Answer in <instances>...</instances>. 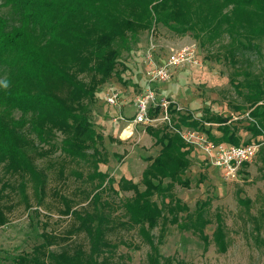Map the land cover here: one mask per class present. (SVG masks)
I'll use <instances>...</instances> for the list:
<instances>
[{"label": "rangeland", "instance_id": "1", "mask_svg": "<svg viewBox=\"0 0 264 264\" xmlns=\"http://www.w3.org/2000/svg\"><path fill=\"white\" fill-rule=\"evenodd\" d=\"M1 3L0 0V15L8 19L10 26L17 25V17ZM206 37V33L182 35L158 24L130 36L128 43H116L119 55L114 71L98 86L94 101L84 100L89 106V119L94 129L104 137L97 146L99 155L95 158L92 149L86 159L65 156L61 151L63 137L60 134L51 147L39 144L36 136L28 133L38 147L31 155L45 176L46 186L44 192H39L29 179L8 173L4 164H0V189L5 188L0 206L8 218V223L0 228V264H15L19 255L31 253L44 242L41 236L44 232L56 238L51 247L56 253L73 252L79 247L89 251V239L84 231L78 230L81 222L72 213L96 212L99 208L110 219L107 242L116 246L108 249L105 257L113 264H147L151 246L143 238L142 228L125 216L124 205L134 192L121 189L120 182L125 179L143 191V172L150 164L149 159L155 158L161 150L146 132L150 126L132 124L137 99L149 87L155 89L158 98L172 101L181 108L180 113H190L198 121L212 116L228 119L227 124L235 128L240 145L259 143L260 150L264 147V139L252 137L248 130L251 119L246 100L249 80L255 76L264 77V41L239 48L237 43H231L227 34L212 42ZM192 44L198 46L199 65H183L172 70L168 82L151 83L150 73L155 66L167 63L172 50ZM152 45L155 48L147 58ZM8 74V67L0 65V84ZM248 75L252 77L247 78ZM79 77L89 80L86 73ZM233 83L244 86L236 88ZM108 86V93L117 91L120 94L118 107L107 103L108 95L99 99ZM152 110L155 113L157 109ZM14 116L19 118L21 113L15 112ZM120 116L127 122H116ZM152 117L162 118L160 110ZM171 117V124L159 121L158 128L189 136L192 141L189 144L191 166L183 176L189 186L176 184L172 190L189 211L170 213L161 197L154 198L159 208H163V215L156 228L145 229L158 246L162 261L264 264V179L260 151L236 177L229 176L213 163L215 153L210 154L201 139L210 141L207 136L201 131L178 128L173 120L176 115L171 114ZM128 125H132L131 129L123 135ZM204 127L214 137L222 136L217 124L204 123ZM130 132L133 135L126 138ZM95 159L99 162V172L107 176L103 182L100 177L90 180L95 172ZM22 182L27 185L25 193L20 191ZM168 183L165 181V185ZM96 194L99 207L93 200ZM204 202L208 203L199 212L202 216L197 221V206ZM187 214L190 216L185 220ZM219 224L223 229L220 238L215 233Z\"/></svg>", "mask_w": 264, "mask_h": 264}, {"label": "trees", "instance_id": "2", "mask_svg": "<svg viewBox=\"0 0 264 264\" xmlns=\"http://www.w3.org/2000/svg\"><path fill=\"white\" fill-rule=\"evenodd\" d=\"M1 1L17 17V25L10 26L8 19L0 15V65L9 69L7 78L0 84V164H4L8 173L29 179L39 192H44L46 179L31 155L38 147L28 133L34 134L39 144L51 147L60 134L61 151L72 159H86L91 149L94 158L99 155L97 146L104 137L94 129L84 100L94 101L98 86L114 71L119 55L116 43H128L130 36L158 24L182 35L206 33L211 42L227 34L239 48L264 41V0ZM84 73L89 80L79 77ZM246 86L251 119L248 130L252 137L264 139V77L255 76ZM173 106L170 112L176 115L173 120L178 128L201 131L215 145L222 142L240 145L235 128L227 124L228 119L212 116L198 121L190 113L177 112ZM15 112H20L21 117L16 118ZM158 113L159 109L155 113L152 110V116ZM204 123L217 124L221 138L214 137ZM146 132L161 150L149 159L150 164L143 172V191L125 179L120 182L121 189L134 192L124 205L125 216L142 228L143 238L151 246L147 264H173L172 259L162 261L158 246L145 228H156L163 215L155 197L163 199L170 213H188L187 205L172 190L176 184L189 186L183 176L191 166V147L180 134L166 128L150 126ZM260 159L264 179V147ZM247 166L244 164L243 168ZM99 177L102 182L107 179L99 172V162L95 159V172L90 180ZM167 180L169 183L165 185ZM200 181L204 180L200 178ZM26 187L22 182L20 191L25 193ZM4 191L5 188L0 189V203ZM93 200L99 207L98 194ZM206 203L197 206V214ZM72 214L81 222L78 230L84 231L89 239V251L79 247L73 252L56 253L51 250L56 238L44 232L41 235L44 242L31 253L19 255L15 264H113L105 257L108 249L116 248L106 239L111 228L109 217L101 208L96 212ZM201 216L199 213L197 221ZM7 223L0 206V228ZM220 226L215 231L218 238L223 234Z\"/></svg>", "mask_w": 264, "mask_h": 264}, {"label": "built area", "instance_id": "3", "mask_svg": "<svg viewBox=\"0 0 264 264\" xmlns=\"http://www.w3.org/2000/svg\"><path fill=\"white\" fill-rule=\"evenodd\" d=\"M155 45H152L151 49L147 54H152ZM149 60V59H147ZM201 60H199L198 46L197 44L183 46L178 49L171 51L168 57L167 63L161 66H155L151 75V83L157 82H168L172 77V70L178 67H181L186 64H195L199 65ZM107 103L110 106L118 107L120 105V94L117 91H110L106 99ZM174 105L172 101H169L165 98H158L155 89L149 87L144 93L137 99L136 112L133 119V125L144 124L148 126H155L159 121L166 122L171 124V112L170 107ZM177 112H181V108L176 107ZM152 109H159L162 115V118L157 119L152 117ZM115 121L127 122L124 117H118ZM132 126V125H131ZM131 126L128 125L123 131V135L127 133V130L131 129ZM179 133V132H178ZM181 134V133H179ZM192 137L195 136L194 133ZM133 135V132H130L126 138H130ZM182 136V135H181ZM184 140L191 144V137L182 136ZM204 143L207 144V151L212 154L215 153L213 163L217 166L223 168L227 175L236 177L237 173L243 167L244 164L250 163L259 153L261 144L259 143H250L245 145H231V146H222L215 145L214 143L201 138Z\"/></svg>", "mask_w": 264, "mask_h": 264}, {"label": "crops", "instance_id": "4", "mask_svg": "<svg viewBox=\"0 0 264 264\" xmlns=\"http://www.w3.org/2000/svg\"><path fill=\"white\" fill-rule=\"evenodd\" d=\"M110 86V85H109ZM109 86L108 87H106V88H104V90H105V92H101L100 93V96L101 97H99V99L101 100V99H103L104 97V95L106 96V95H108L109 93ZM152 127V126H151ZM154 128H158V125H155V126H153ZM152 137V136H151ZM153 138V137H152ZM221 138V137H220ZM154 139V138H153ZM155 140V139H154ZM219 145H222V146H231L232 144H229V143H224V142H222V143H220Z\"/></svg>", "mask_w": 264, "mask_h": 264}]
</instances>
